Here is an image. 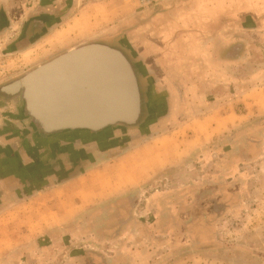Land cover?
I'll return each mask as SVG.
<instances>
[{"label": "crops", "instance_id": "obj_1", "mask_svg": "<svg viewBox=\"0 0 264 264\" xmlns=\"http://www.w3.org/2000/svg\"><path fill=\"white\" fill-rule=\"evenodd\" d=\"M78 1L0 0V54L18 60L9 80L0 81V252L21 255L28 250L45 251L47 247L40 239L60 243L64 238L86 236L85 226L91 225L92 219H85L84 213L107 200L94 217L103 221L102 226L117 221L124 229L130 211L123 196L126 188L143 184L155 165L164 161L174 164L185 141L184 137L175 138L179 131H173L172 147L164 146V152L158 153L156 137L140 141L132 136L127 149L109 156L89 145L84 153L87 158L93 154L96 163L85 159L84 172L59 180L44 170V163L60 161L64 169H70L67 160L76 153L75 143L66 141V135L54 136L30 127V121L23 117L21 92H7L8 86L32 67L75 47L94 41L109 46L124 36L144 73L153 78L157 91L168 93L170 107H198V98L194 101L188 95L198 97L201 55L209 60V71L219 74L218 63L235 60L234 49L244 41L236 38V29L250 32L264 25V0H158L147 8L146 19L139 18L138 2L123 12L125 0H90L72 18L68 12L75 11ZM128 13L131 15L123 21ZM173 115L170 110L165 118L152 123L151 130L171 122ZM209 121L207 117L196 121L206 126L193 132L198 136V147L214 137ZM189 123L184 128L190 137ZM63 148L65 152H56ZM103 164L109 174L107 180L103 173L94 172ZM96 179L103 182L97 183ZM82 180L91 182L82 184ZM50 190L58 191L47 198L42 195ZM62 190L65 193L60 194ZM79 218L83 231L76 233L73 223Z\"/></svg>", "mask_w": 264, "mask_h": 264}, {"label": "rangeland", "instance_id": "obj_2", "mask_svg": "<svg viewBox=\"0 0 264 264\" xmlns=\"http://www.w3.org/2000/svg\"><path fill=\"white\" fill-rule=\"evenodd\" d=\"M124 2L123 12L138 2L139 18L150 6L146 0ZM88 3L90 0H79L75 11L68 14L74 18ZM237 30L236 38L244 41L240 48L235 47V60L218 63L219 74L209 71L210 62L204 54L198 60V97L188 95L194 101L198 98V107H170L174 114L171 122L154 130L151 124H144L147 118L141 114L136 122L119 123L109 131L107 140H118L121 146L129 144L132 136L140 141L156 137L158 153L164 152V146L172 147L173 131H179L174 134L178 140L185 138L174 164L164 161L155 165L143 184L126 188L123 196L130 208L127 227L122 229L117 221L102 226L103 221L94 216L110 200L102 201L84 213L85 219H92L91 225L85 226L86 236L64 238L60 243L40 239L45 251L0 252V264H264V25L250 32ZM109 46L130 62L137 59L124 36ZM15 61L0 54L1 82L13 75ZM137 63L144 71L138 59ZM206 117L210 120L207 124L213 125L214 137L198 147L193 132L203 129L205 125L196 121ZM186 123L192 130L190 137L185 133ZM74 147L78 154L83 146ZM93 156L87 158L90 163H96ZM82 161L85 165L86 160ZM48 166L55 172L64 165L58 161ZM104 166L94 172L104 174L107 180ZM57 191L42 195L47 198ZM79 225L80 218L73 223L76 233L83 231Z\"/></svg>", "mask_w": 264, "mask_h": 264}, {"label": "water", "instance_id": "obj_3", "mask_svg": "<svg viewBox=\"0 0 264 264\" xmlns=\"http://www.w3.org/2000/svg\"><path fill=\"white\" fill-rule=\"evenodd\" d=\"M121 52L86 44L31 69L5 90L21 92L27 118L47 132L105 130L132 123L139 114L140 91L133 67ZM154 119L148 116L145 125Z\"/></svg>", "mask_w": 264, "mask_h": 264}, {"label": "flooded vegetation", "instance_id": "obj_4", "mask_svg": "<svg viewBox=\"0 0 264 264\" xmlns=\"http://www.w3.org/2000/svg\"><path fill=\"white\" fill-rule=\"evenodd\" d=\"M93 43L99 44V42H95V41L89 42L86 44H93ZM236 48L234 49L233 53H236L237 51ZM133 71L138 81L139 91H140L139 114L136 120L141 114L145 115L144 119H146L148 116H151L154 119L150 123L152 125V123L162 120L167 115H169L170 105L168 101V93L165 90L162 91L161 89H158L159 91H157L153 78L148 77L139 66L138 67L134 66ZM24 113H23V117H26V119L30 121V127H37L39 131L45 132L47 134H52L54 136L59 134L62 137H64L66 135L67 136V137L65 136L66 141H68L69 143L71 144L75 143V145L83 146L81 148L82 150H78L77 152L78 154L74 153L72 157L70 158V161H69V164L71 167L70 169H64L63 167L61 168L62 171L54 172L53 170H51V167L48 166L50 163H47V160H46V163H44V165L46 164L45 165L46 167L44 170H48L47 173H50V175L55 174L59 180L64 179L66 176H69L71 173H74L76 170L84 169L82 160L84 159L87 160L88 155L87 153H84V152L87 150L86 148H88L87 146L89 145H95L100 151H104V152L106 151L107 156H109L110 154H113L112 152H115L117 149L122 148L125 150L129 147L128 144L127 145L122 144V146L119 145L120 143L118 140L117 141L115 140V142L114 140H111V139L107 140L109 131L115 125L119 123H127V122H118L115 125L108 127L105 130H100V131H92L90 129L85 128V129L59 130V131L47 132L41 127V125L38 122L34 121L31 118H27L26 112ZM136 120L134 122H136ZM104 138L105 140H102ZM65 150L66 149H64L63 151L57 150L56 152L62 153V152H65Z\"/></svg>", "mask_w": 264, "mask_h": 264}, {"label": "built area", "instance_id": "obj_5", "mask_svg": "<svg viewBox=\"0 0 264 264\" xmlns=\"http://www.w3.org/2000/svg\"><path fill=\"white\" fill-rule=\"evenodd\" d=\"M158 0H146L147 5H152L153 3L157 2Z\"/></svg>", "mask_w": 264, "mask_h": 264}]
</instances>
